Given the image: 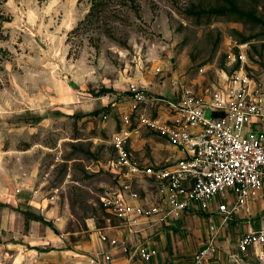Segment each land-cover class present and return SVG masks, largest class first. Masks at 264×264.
<instances>
[{
	"label": "rangeland",
	"instance_id": "1",
	"mask_svg": "<svg viewBox=\"0 0 264 264\" xmlns=\"http://www.w3.org/2000/svg\"><path fill=\"white\" fill-rule=\"evenodd\" d=\"M186 90L264 93V0H0V264H86L110 231L187 264L199 213L132 232L104 203L153 201L133 167L176 156L156 124ZM218 240L235 250L229 228ZM222 260L264 264V250Z\"/></svg>",
	"mask_w": 264,
	"mask_h": 264
},
{
	"label": "built area",
	"instance_id": "2",
	"mask_svg": "<svg viewBox=\"0 0 264 264\" xmlns=\"http://www.w3.org/2000/svg\"><path fill=\"white\" fill-rule=\"evenodd\" d=\"M170 104L173 118L156 125L176 156L164 164L133 167L155 179L153 201L142 202L136 193L116 190L104 203L120 221L111 228L124 226L132 232L201 214L206 223L204 242L187 264H210L222 256L218 239L228 221L241 211L249 213L264 196V93L243 91L225 101L207 102L186 90ZM100 241L103 248L93 252L86 264H111L115 253H128L132 247L146 260L156 252L154 242L143 239L132 244L123 232H101ZM250 246L264 250V228L240 234L235 250L227 255L240 258Z\"/></svg>",
	"mask_w": 264,
	"mask_h": 264
},
{
	"label": "crops",
	"instance_id": "3",
	"mask_svg": "<svg viewBox=\"0 0 264 264\" xmlns=\"http://www.w3.org/2000/svg\"><path fill=\"white\" fill-rule=\"evenodd\" d=\"M263 194H264V188H263ZM188 215L195 216L193 214H187L185 218L188 217ZM200 219L203 220L202 215H198ZM198 218V219H199ZM204 221V220H203ZM231 230L232 234H236V238L242 234L243 232L249 230V229H258V228H264V196L261 197L257 202L251 205L250 212L245 214L244 212H239L238 215L233 216L232 219L228 221V224L226 226ZM193 231H196V229H193ZM198 248L203 245V239H202V228L198 227ZM200 237V238H199ZM229 242V240H228ZM162 249L165 246V243L163 240L160 241ZM219 245V240H218ZM155 247V246H154ZM156 248V247H155ZM228 249V250H227ZM225 252H222V256H225L226 259L230 258L228 257V253L232 250L227 248ZM220 251V250H219ZM194 251H192L193 253ZM166 253V254H165ZM221 253V251H220ZM125 253H115L112 259L111 264H148L151 262V264H172L170 262L171 256L177 255L175 252H172L170 255L167 254V252H164V250H161V252L158 251L156 248L155 254L148 260L143 259L139 256L138 251L136 247H133V250L129 252V255L127 257L124 256ZM222 256L220 257V260H222ZM182 258H179L178 264H182ZM214 259L211 260L210 264H215ZM150 264V263H149ZM177 264V263H175Z\"/></svg>",
	"mask_w": 264,
	"mask_h": 264
},
{
	"label": "trees",
	"instance_id": "4",
	"mask_svg": "<svg viewBox=\"0 0 264 264\" xmlns=\"http://www.w3.org/2000/svg\"><path fill=\"white\" fill-rule=\"evenodd\" d=\"M38 219H43L42 217L38 216Z\"/></svg>",
	"mask_w": 264,
	"mask_h": 264
}]
</instances>
